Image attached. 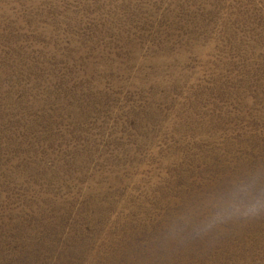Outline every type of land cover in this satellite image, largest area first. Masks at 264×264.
<instances>
[{
    "label": "rangeland",
    "instance_id": "obj_1",
    "mask_svg": "<svg viewBox=\"0 0 264 264\" xmlns=\"http://www.w3.org/2000/svg\"><path fill=\"white\" fill-rule=\"evenodd\" d=\"M0 264H264V0H0Z\"/></svg>",
    "mask_w": 264,
    "mask_h": 264
}]
</instances>
